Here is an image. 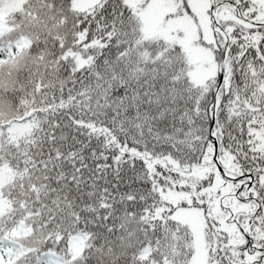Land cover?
Instances as JSON below:
<instances>
[{
    "label": "snow or ice",
    "instance_id": "snow-or-ice-1",
    "mask_svg": "<svg viewBox=\"0 0 264 264\" xmlns=\"http://www.w3.org/2000/svg\"><path fill=\"white\" fill-rule=\"evenodd\" d=\"M0 264H264V0H0Z\"/></svg>",
    "mask_w": 264,
    "mask_h": 264
}]
</instances>
